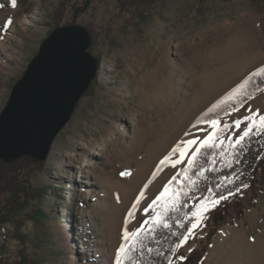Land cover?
<instances>
[{"label": "rangeland", "instance_id": "rangeland-1", "mask_svg": "<svg viewBox=\"0 0 264 264\" xmlns=\"http://www.w3.org/2000/svg\"><path fill=\"white\" fill-rule=\"evenodd\" d=\"M0 5V113L57 24L86 26L100 60L92 91L30 178L44 196L25 195L14 220L0 227V259L13 261L23 249L42 264H117L128 241L125 230L142 225L149 202L215 129L203 114L264 64V0H16L15 7L0 0ZM261 117L264 91L221 118L218 126L229 125L221 138H236L248 127L260 132ZM189 140L197 143L189 146ZM177 147L187 155L173 167L181 159ZM207 192L190 199L191 215L202 204L207 211L194 216L197 226L170 264H264V169L226 198ZM73 196L87 205L78 204L72 218L57 199ZM38 209L45 212L42 220ZM79 227L85 238L77 237ZM17 232L29 237L25 245Z\"/></svg>", "mask_w": 264, "mask_h": 264}, {"label": "trees", "instance_id": "trees-1", "mask_svg": "<svg viewBox=\"0 0 264 264\" xmlns=\"http://www.w3.org/2000/svg\"><path fill=\"white\" fill-rule=\"evenodd\" d=\"M93 83L84 96L92 91ZM263 91L264 64L253 70L242 83L215 103L203 114L202 120L220 121L224 116L244 109L253 97ZM225 125L218 126L202 139L186 162L149 202L145 208L147 211H143L142 225L136 226L132 231L134 233L140 229L139 234L128 239L124 245L125 252L119 253L120 264H170L177 246L195 221L190 214V199L205 195L207 188V194L217 198L235 193L247 185L249 176L264 169V129L259 132L255 127H248L236 138L222 139V135L229 129V125ZM246 131L249 134L244 136ZM213 133V140L204 145V141L213 136ZM241 136L244 137L243 140L240 139ZM43 165V161L29 156L20 157L10 163L0 159V227L14 220L13 215L20 210L25 195L36 198L44 196L46 191L43 188L35 189L30 185L31 176ZM173 177L176 179L173 180ZM165 187L169 188V192L157 200ZM50 188L56 197L55 187ZM57 200H60L61 206L69 207L72 218L78 204L81 207L87 205L84 200L78 201L76 196ZM153 201L156 203L153 204ZM37 212L42 220L45 212L42 209ZM243 213L244 211L240 216ZM28 217L36 219L35 215ZM164 224L168 227H164ZM16 237L23 245L29 240L22 232H17ZM77 237L85 238L83 227H79ZM42 263L41 258L31 257L23 249L13 261L0 259V264Z\"/></svg>", "mask_w": 264, "mask_h": 264}, {"label": "water", "instance_id": "water-1", "mask_svg": "<svg viewBox=\"0 0 264 264\" xmlns=\"http://www.w3.org/2000/svg\"><path fill=\"white\" fill-rule=\"evenodd\" d=\"M82 24L56 26L13 85L0 113V159L45 161L61 130L98 75L100 60Z\"/></svg>", "mask_w": 264, "mask_h": 264}, {"label": "snow or ice", "instance_id": "snow-or-ice-1", "mask_svg": "<svg viewBox=\"0 0 264 264\" xmlns=\"http://www.w3.org/2000/svg\"><path fill=\"white\" fill-rule=\"evenodd\" d=\"M11 5H12V7H15V6H16V0H11ZM0 7H3V5H0ZM7 24L10 25V24H11V20L7 21ZM248 119H250V118H248ZM261 123H264V117H261ZM211 124H212L213 128H217L218 125H219V121L213 120V121H211ZM235 125H236V127L239 128L240 125H241V121H240V120H236V121H235ZM225 127H228V126L225 125ZM249 131H251V129H249ZM249 131H246V132L244 133V136H247V135L249 134ZM214 136H215V133H213V136H209L208 139L204 141V145L209 144V142L213 140V137H214ZM243 138H244L243 136L240 137L241 140H243ZM196 143H197L196 140H189V141H187V144H188L189 146H191V145H195ZM202 146H203V145H202ZM174 152H179V155H180L181 159H180V160H176V161H174L173 164H172L173 167H175L176 164H179V163L182 162L183 158L187 155V149H185V150L182 151L179 147H177V148L174 150ZM189 163L191 164V161H189ZM123 174H124V173H122V175H123ZM175 179H176V177H173V180H175ZM168 192H169V188L165 187V189H164V191L161 193L160 197H157V200H159V199H161L163 196L167 195ZM141 195L143 196V193H142ZM225 198H226V197H225ZM138 203H139V201H137V204H138ZM155 203H156V201H153V204H155ZM212 203H213V205H215V204L219 203V201H212ZM145 211H147V209H145ZM202 211H207V207H206V205H203V204L200 205V208L197 210V212L193 213V216H199L200 213H201ZM146 223H147V221H145V224H146ZM196 226H197V224H193V228H195ZM164 227H168V225H167V224H164ZM139 232H140V229H137V231L134 232V233H129L127 230H125V233H124L125 241H127L128 239H130L132 236H136V235H138ZM186 238H187V237H186ZM186 238H185V239H186ZM119 251H120L121 253L125 252V247H124V246H121V248L119 249ZM117 264H120V258H119V257L117 258Z\"/></svg>", "mask_w": 264, "mask_h": 264}, {"label": "bare ground", "instance_id": "bare-ground-1", "mask_svg": "<svg viewBox=\"0 0 264 264\" xmlns=\"http://www.w3.org/2000/svg\"><path fill=\"white\" fill-rule=\"evenodd\" d=\"M138 207L133 208V210L130 212L129 218H128V229H129V224L132 222V218L135 215L136 211H137Z\"/></svg>", "mask_w": 264, "mask_h": 264}]
</instances>
